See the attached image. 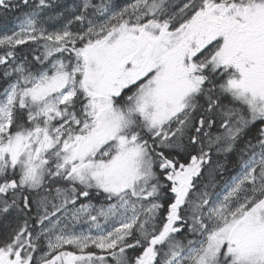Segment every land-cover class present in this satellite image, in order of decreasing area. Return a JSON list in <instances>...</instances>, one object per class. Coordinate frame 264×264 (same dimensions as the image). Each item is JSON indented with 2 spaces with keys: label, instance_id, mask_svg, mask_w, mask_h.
Wrapping results in <instances>:
<instances>
[{
  "label": "snow or ice",
  "instance_id": "obj_1",
  "mask_svg": "<svg viewBox=\"0 0 264 264\" xmlns=\"http://www.w3.org/2000/svg\"><path fill=\"white\" fill-rule=\"evenodd\" d=\"M0 264H264V0H0Z\"/></svg>",
  "mask_w": 264,
  "mask_h": 264
},
{
  "label": "rangeland",
  "instance_id": "obj_2",
  "mask_svg": "<svg viewBox=\"0 0 264 264\" xmlns=\"http://www.w3.org/2000/svg\"><path fill=\"white\" fill-rule=\"evenodd\" d=\"M0 228H4V225L3 224H0Z\"/></svg>",
  "mask_w": 264,
  "mask_h": 264
},
{
  "label": "trees",
  "instance_id": "obj_3",
  "mask_svg": "<svg viewBox=\"0 0 264 264\" xmlns=\"http://www.w3.org/2000/svg\"><path fill=\"white\" fill-rule=\"evenodd\" d=\"M0 230H3V228H0Z\"/></svg>",
  "mask_w": 264,
  "mask_h": 264
}]
</instances>
